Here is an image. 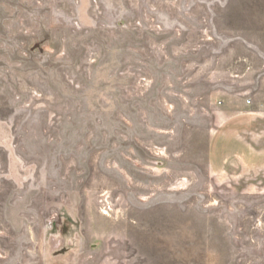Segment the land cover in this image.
<instances>
[{
	"label": "rangeland",
	"instance_id": "rangeland-1",
	"mask_svg": "<svg viewBox=\"0 0 264 264\" xmlns=\"http://www.w3.org/2000/svg\"><path fill=\"white\" fill-rule=\"evenodd\" d=\"M243 111L264 0H0V264H264Z\"/></svg>",
	"mask_w": 264,
	"mask_h": 264
},
{
	"label": "crops",
	"instance_id": "crops-1",
	"mask_svg": "<svg viewBox=\"0 0 264 264\" xmlns=\"http://www.w3.org/2000/svg\"><path fill=\"white\" fill-rule=\"evenodd\" d=\"M229 122V121H228ZM227 122L225 135H221L215 141V146L211 152V169L213 171H229V167L224 165L231 158L247 162L253 171H264V112L256 111L253 113L241 112L236 119ZM251 123V124H249ZM236 130L234 137L230 131ZM257 129V139L252 142L249 140L248 129ZM224 146L227 147V156H224ZM260 182V179H259Z\"/></svg>",
	"mask_w": 264,
	"mask_h": 264
}]
</instances>
